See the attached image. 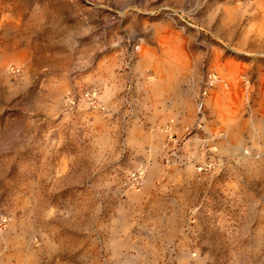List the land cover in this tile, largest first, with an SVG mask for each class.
Instances as JSON below:
<instances>
[{"label": "rangeland", "instance_id": "374dc122", "mask_svg": "<svg viewBox=\"0 0 264 264\" xmlns=\"http://www.w3.org/2000/svg\"><path fill=\"white\" fill-rule=\"evenodd\" d=\"M0 264H264V0H0Z\"/></svg>", "mask_w": 264, "mask_h": 264}, {"label": "built area", "instance_id": "2783aa9c", "mask_svg": "<svg viewBox=\"0 0 264 264\" xmlns=\"http://www.w3.org/2000/svg\"><path fill=\"white\" fill-rule=\"evenodd\" d=\"M218 80H220L219 76L216 75L215 73H213V74L211 75V83H212V82H215V81H218ZM243 83H244V85H245L246 87H249V85H250V80H249L248 78H245V79L243 80ZM86 96H87V98L91 101L92 104H95V103H96V101H95V92H87V93H86ZM142 175H143V172H142L141 170L134 171V172L131 174V176H130V179H131L132 183H133L134 185H139L140 180H141V178H142Z\"/></svg>", "mask_w": 264, "mask_h": 264}]
</instances>
